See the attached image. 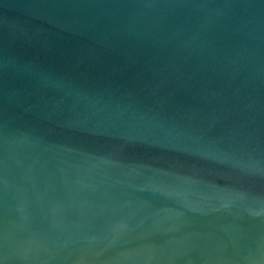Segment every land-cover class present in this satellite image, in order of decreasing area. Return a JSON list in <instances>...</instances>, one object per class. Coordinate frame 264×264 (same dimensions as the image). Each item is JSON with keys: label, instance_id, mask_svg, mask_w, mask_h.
I'll return each mask as SVG.
<instances>
[{"label": "water", "instance_id": "1", "mask_svg": "<svg viewBox=\"0 0 264 264\" xmlns=\"http://www.w3.org/2000/svg\"><path fill=\"white\" fill-rule=\"evenodd\" d=\"M0 264H264V0H0Z\"/></svg>", "mask_w": 264, "mask_h": 264}]
</instances>
